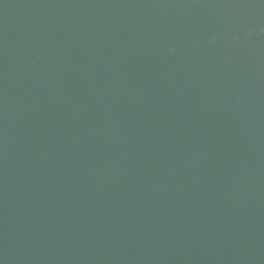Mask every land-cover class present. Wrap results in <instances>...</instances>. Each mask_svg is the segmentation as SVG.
<instances>
[{
	"label": "water",
	"instance_id": "95a60500",
	"mask_svg": "<svg viewBox=\"0 0 264 264\" xmlns=\"http://www.w3.org/2000/svg\"><path fill=\"white\" fill-rule=\"evenodd\" d=\"M0 264H264V0H0Z\"/></svg>",
	"mask_w": 264,
	"mask_h": 264
}]
</instances>
